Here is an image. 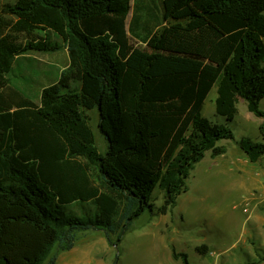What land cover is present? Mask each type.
Segmentation results:
<instances>
[{
  "label": "trees",
  "instance_id": "16d2710c",
  "mask_svg": "<svg viewBox=\"0 0 264 264\" xmlns=\"http://www.w3.org/2000/svg\"><path fill=\"white\" fill-rule=\"evenodd\" d=\"M52 31L63 45L36 31ZM66 49L70 65L37 105L7 85L15 61ZM79 87H74L73 84ZM264 119V0H14L0 10V264H57L79 233L119 247L164 192L166 215L191 172L234 140L201 108ZM99 111L102 154L86 111ZM262 141L238 142L251 163ZM112 236L116 240L112 241ZM190 264L184 254L174 253ZM264 261V256L261 257Z\"/></svg>",
  "mask_w": 264,
  "mask_h": 264
},
{
  "label": "rangeland",
  "instance_id": "374dc122",
  "mask_svg": "<svg viewBox=\"0 0 264 264\" xmlns=\"http://www.w3.org/2000/svg\"><path fill=\"white\" fill-rule=\"evenodd\" d=\"M13 1L0 0V10ZM45 34L53 42L63 45L62 39L52 31H36L38 38ZM69 65V53L64 48L55 53L30 51L17 58L7 76V85L40 105L43 89L56 84ZM73 86L79 87L76 83ZM216 97L214 88L201 113L209 121L225 125L233 132L234 140L218 143L226 147V155L214 159L211 152H207L187 179L186 191L178 198L176 207L166 215L158 211L164 203V192L157 188L153 194L154 211L134 222L119 247H112L104 233H79L78 247L89 242L98 244L102 238L106 241L103 253L98 252L96 245L91 260L81 264H184L181 258L175 259L174 253L186 255L190 264H256L253 260L258 259L257 255H264L262 250H258L260 244L257 239L254 242L252 233L246 232V215L238 207L243 198L237 193L249 192L253 184L246 174L234 176L228 173L227 165H223L235 159V151H242L238 145L240 140L262 141L259 128L264 119L255 117L248 111L246 102L240 100L238 114L234 121L229 122L217 114ZM260 106L264 111V100ZM86 117L96 146L105 154L107 142L99 129L98 109L86 111ZM115 240L116 237L112 236V241ZM54 254L58 258L64 256L57 249Z\"/></svg>",
  "mask_w": 264,
  "mask_h": 264
},
{
  "label": "crops",
  "instance_id": "0c3cea01",
  "mask_svg": "<svg viewBox=\"0 0 264 264\" xmlns=\"http://www.w3.org/2000/svg\"><path fill=\"white\" fill-rule=\"evenodd\" d=\"M235 155V159L223 163V165L226 164L228 173L234 174V176H242V174H246L253 184L249 192L237 193L243 198L238 207L242 208V212L246 215L244 220V225L247 230L246 232L250 234L252 233L251 239H253L254 242L257 239L260 244L258 250H262L264 254V157H262L257 163H251L243 151H235ZM245 208L249 209V213L244 212ZM96 245L98 246V252L101 251L103 253L105 251L106 241L103 238L98 244L89 242L82 247H78L77 243L72 250L63 252L64 256L58 258L57 264H81L82 262H87L91 260L93 251L96 250ZM257 257L258 259H254L253 262L256 264H264V261L260 260L261 257L258 255ZM219 264L221 263L219 262Z\"/></svg>",
  "mask_w": 264,
  "mask_h": 264
},
{
  "label": "built area",
  "instance_id": "2783aa9c",
  "mask_svg": "<svg viewBox=\"0 0 264 264\" xmlns=\"http://www.w3.org/2000/svg\"><path fill=\"white\" fill-rule=\"evenodd\" d=\"M244 212H245V213H249V209H248V208H245V209H244Z\"/></svg>",
  "mask_w": 264,
  "mask_h": 264
}]
</instances>
